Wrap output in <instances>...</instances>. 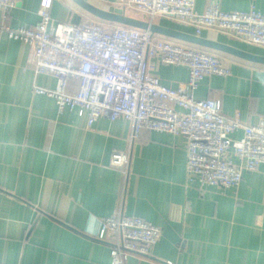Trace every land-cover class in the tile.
Segmentation results:
<instances>
[{"label": "crops", "instance_id": "crops-1", "mask_svg": "<svg viewBox=\"0 0 264 264\" xmlns=\"http://www.w3.org/2000/svg\"><path fill=\"white\" fill-rule=\"evenodd\" d=\"M87 1L118 8L116 0ZM40 2L18 0L8 12L0 10V25L4 16L11 28L34 25ZM215 2L225 11L264 14V0H195V9L203 12ZM74 14L81 21L96 18L73 0H52L55 22H70ZM153 23L195 35L192 26L169 16ZM155 35L221 58L230 75L205 76L195 97L219 99L226 117L239 113L244 123L264 126V63ZM198 36L264 56V47L218 30ZM31 63L26 43L0 34V264H110L109 245L95 234L98 219L118 208L161 228L151 254L130 255L126 264H264V163L244 170L235 187L189 182L184 136L146 130L130 144L126 119L100 117L88 127L84 109L59 112L53 98L32 92L33 83L55 88L56 78L35 75ZM150 73L172 88L189 77L185 65H164L159 58L152 59ZM77 89L78 81L70 80L68 91ZM242 135L238 130L230 137ZM115 149L130 151L125 175L109 166ZM228 156L239 163L232 149Z\"/></svg>", "mask_w": 264, "mask_h": 264}, {"label": "built area", "instance_id": "built-area-1", "mask_svg": "<svg viewBox=\"0 0 264 264\" xmlns=\"http://www.w3.org/2000/svg\"><path fill=\"white\" fill-rule=\"evenodd\" d=\"M18 0H0L4 13ZM52 0H41L39 19L32 26L11 28L4 21L0 34L21 40L32 51L35 73L56 78L53 89L32 85V92L53 98L59 112L82 108L90 127L100 117L131 122L129 143L146 130H157L187 139L186 168L189 182L230 188L239 185L242 172L255 171L264 163V126L246 124L239 113L231 118L222 112L219 99H197L199 82L208 75L226 77L230 67L218 56L158 38L149 30L97 20L55 22L50 16ZM125 11L142 13L151 23L169 16L192 26L195 35L204 29L218 30L250 44L264 47V14L225 11L219 2L205 11L195 9V0H116ZM164 65H185L186 82L176 88L160 83L150 73L152 59ZM78 81L75 92L69 81ZM179 109V110H178ZM241 130L239 139L230 137ZM232 149L239 163L228 156ZM129 150L112 151L109 166L127 174ZM161 237V228L121 208L98 219L95 238L109 245L110 264H126L130 255L148 257Z\"/></svg>", "mask_w": 264, "mask_h": 264}, {"label": "water", "instance_id": "water-1", "mask_svg": "<svg viewBox=\"0 0 264 264\" xmlns=\"http://www.w3.org/2000/svg\"><path fill=\"white\" fill-rule=\"evenodd\" d=\"M73 1L91 15L106 22L122 24L142 30H149L152 34H160V35L168 36L171 38H175L199 46L229 52L231 54L240 56L250 61L264 63V56L251 54L220 42L211 41L193 34H188L173 28L163 27L155 23H151L147 20L130 16L126 13V11L123 8L120 7L115 8L112 11H109L99 8L91 4L87 0H73ZM70 22L73 24L80 23L81 16L78 14H74Z\"/></svg>", "mask_w": 264, "mask_h": 264}, {"label": "trees", "instance_id": "trees-1", "mask_svg": "<svg viewBox=\"0 0 264 264\" xmlns=\"http://www.w3.org/2000/svg\"><path fill=\"white\" fill-rule=\"evenodd\" d=\"M95 20L101 22V23H104V24H117V23H111V22H106V21H103V20H100L98 18H94ZM122 25V24H120ZM125 27H129V26H126V25H123ZM129 28H132V27H129ZM156 37H158L157 35H155ZM159 38V37H158ZM162 39H165V38H162ZM165 40H168V39H165ZM169 41V40H168ZM176 44H180V43H176ZM182 45V44H181ZM184 46L188 47V48H192V49H196V50H199V51H203V52H207V53H210V54H213L203 48H200V47H197V46H194V45H186V44H183Z\"/></svg>", "mask_w": 264, "mask_h": 264}, {"label": "rangeland", "instance_id": "rangeland-1", "mask_svg": "<svg viewBox=\"0 0 264 264\" xmlns=\"http://www.w3.org/2000/svg\"><path fill=\"white\" fill-rule=\"evenodd\" d=\"M128 12H130V13H132L133 15H137V14H139V12H137V11H135V10H128ZM140 14H142V13H140ZM139 14V16H141L142 18L144 17V15L142 14V15H140ZM254 45V44H253ZM256 46H258V45H256ZM261 47V46H260Z\"/></svg>", "mask_w": 264, "mask_h": 264}]
</instances>
